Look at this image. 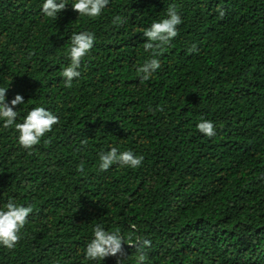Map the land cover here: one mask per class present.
I'll use <instances>...</instances> for the list:
<instances>
[{"label":"trees","instance_id":"16d2710c","mask_svg":"<svg viewBox=\"0 0 264 264\" xmlns=\"http://www.w3.org/2000/svg\"><path fill=\"white\" fill-rule=\"evenodd\" d=\"M43 2L0 0V87L24 97L16 122L34 107L59 117L32 149L0 120V208L33 209L0 264H117L85 259L97 224L123 237L121 264H137L141 239L144 264H264V0H109L95 18L64 0L56 19ZM172 4L178 35L141 83L143 30ZM84 31L95 42L69 88L70 37ZM112 147L141 166L100 171Z\"/></svg>","mask_w":264,"mask_h":264},{"label":"clouds","instance_id":"9594fccd","mask_svg":"<svg viewBox=\"0 0 264 264\" xmlns=\"http://www.w3.org/2000/svg\"><path fill=\"white\" fill-rule=\"evenodd\" d=\"M109 4V0H76L72 4V10L78 12L80 16L95 18L101 15L102 10ZM64 0H44L41 8L43 15L56 19L57 14L66 8ZM224 11L220 10V16L223 17ZM166 17L158 22H154L150 27L143 30V36L147 42L143 44L146 52H150L152 58L146 60L137 71L142 74L140 82L149 80L154 72L160 68V61L156 58L163 53L165 47L170 45L171 41L178 35L177 26L182 23L181 16L178 14L174 4L169 5L166 10ZM121 16L113 19V24L123 23ZM71 46L69 49L70 63L62 69L61 75L64 78L66 87L72 86V81L80 77L82 58L92 49L95 42L93 32L84 31L73 33L70 37ZM189 53L198 51L196 45H192L187 50ZM8 88L0 87V120L3 121L4 128H12L19 133L18 143L24 149H32L40 143L41 138L48 132H51L53 126L59 123V117L44 107H34L23 118L22 123H17L16 106L24 103V97L16 94L10 102L6 101V92ZM161 111L163 109H160ZM197 130L206 137H214L216 130L214 123L209 120H201L197 125ZM86 144L87 141H82ZM143 156L134 155L132 151H119L112 147L109 151L99 153L98 168L100 171H107L113 164L131 167L133 169L141 166ZM78 172L83 173L84 165L81 163ZM31 206H20L9 199L7 203L0 208V246L12 250L20 240V232L27 223L28 216L32 213ZM133 227H135L133 225ZM124 239L119 231H106L102 224H97L93 228V238L87 244L85 250L86 260H104L106 257H118L117 264H121L125 253L123 250ZM137 249V264H144L147 260L145 248L151 247L149 239L138 240L134 245Z\"/></svg>","mask_w":264,"mask_h":264}]
</instances>
